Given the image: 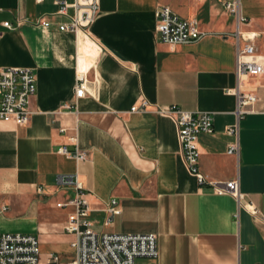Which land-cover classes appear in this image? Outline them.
I'll use <instances>...</instances> for the list:
<instances>
[{
    "label": "crops",
    "instance_id": "crops-1",
    "mask_svg": "<svg viewBox=\"0 0 264 264\" xmlns=\"http://www.w3.org/2000/svg\"><path fill=\"white\" fill-rule=\"evenodd\" d=\"M222 1L99 0L95 22L74 35L59 30L68 19L54 0H0V69L29 68L36 77L29 123L0 124V205L7 207L0 234L35 236L42 263L52 255L58 260L50 264L72 262L75 238L63 230L72 209L56 204L73 192L55 179L75 174L95 232L157 235L158 258L136 264H264V224L246 208L264 216V74L245 79L243 90L258 100L239 122L236 96L227 94L237 86L235 34L264 33V0H239L247 18L240 25ZM164 7L197 20L205 36L174 47L160 42L156 13ZM255 46L264 57V38ZM78 71L86 94L76 100ZM142 99L150 106L131 112ZM75 101V113L61 109ZM172 105L212 115L214 133L198 137L199 168L211 182L237 180L239 201L189 173L174 122L155 112ZM61 147H77L86 159ZM111 199L120 213L106 225Z\"/></svg>",
    "mask_w": 264,
    "mask_h": 264
},
{
    "label": "built area",
    "instance_id": "built-area-1",
    "mask_svg": "<svg viewBox=\"0 0 264 264\" xmlns=\"http://www.w3.org/2000/svg\"><path fill=\"white\" fill-rule=\"evenodd\" d=\"M41 2L42 0H38ZM201 1V0H196ZM58 6L57 15L67 17L68 22L59 25V30L77 35L87 30L97 19L100 11L99 0H54ZM223 8L233 15L238 25L247 22V18L240 11L239 0L222 1ZM73 12L69 15L68 10ZM157 33L160 42L169 46H178L199 41L205 33L199 29L197 20L181 19L172 11L164 7L156 13ZM36 25L48 27L49 23L35 21ZM6 28H15L6 22ZM236 68L237 86L228 90L227 94L236 96L237 121L245 115L254 112L257 95L243 90V83L247 77H259L264 74V57L257 55L255 42L264 38V33H245L237 31ZM243 44L240 45L239 41ZM85 75L76 73L74 87L75 99L85 94ZM36 92V77L33 71L23 67H5L0 69V124L11 123L15 126H25L29 123L31 111L30 102ZM150 104L142 99L138 105L131 107V112L144 111ZM61 109L76 112V101L73 104H64ZM158 115L170 118L177 129V139L180 145L182 159L189 173L200 186L207 185L217 195L228 194L237 201L241 198L237 180L228 182H211L201 173L199 168L200 153L198 137L201 134H213V117L207 112L185 111L178 106L155 107ZM61 112L58 111V114ZM238 124V123H237ZM67 129L60 128V132ZM238 125L226 129L228 135L237 134ZM237 144H231L227 153H237ZM59 152L78 161L86 159V153L77 147L71 151L61 147ZM58 189L71 190L73 196L65 203H57V208L70 207L72 209L63 230L74 236L72 247L75 250V259L69 264H136L137 259H157L159 255L156 234H113L97 233L90 221L91 210L87 200V191L80 182L78 175L62 174L55 179ZM248 211L264 224V216L247 205ZM7 211L5 205H0V216ZM105 211L109 217L106 225L111 223L112 216L118 215L120 209L117 201L111 199L105 204ZM57 256H51L48 263L39 259L38 239L32 235L0 234V264H50L57 262Z\"/></svg>",
    "mask_w": 264,
    "mask_h": 264
}]
</instances>
